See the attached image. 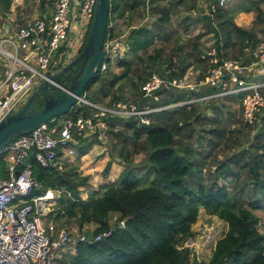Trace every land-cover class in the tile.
Masks as SVG:
<instances>
[{"label":"trees","instance_id":"trees-1","mask_svg":"<svg viewBox=\"0 0 264 264\" xmlns=\"http://www.w3.org/2000/svg\"><path fill=\"white\" fill-rule=\"evenodd\" d=\"M157 1L111 0L109 21L125 15L130 19L134 8L143 6L147 12L155 8L157 23L166 24L170 15L177 11V6L171 7L167 2L155 4ZM198 1L178 0L177 5L184 4L187 9H194ZM207 1L209 12L199 16L204 32L197 38L211 33L222 57H226L227 49L234 51L233 56L236 57L243 53L244 47H253L264 38L258 37V31L264 35V0H241L237 11L255 12L253 27L250 28L235 23L237 11L234 7L219 6L217 0ZM259 22L262 25L258 28ZM123 33L119 29L115 35ZM155 35L162 37L163 31L160 28L153 31L144 25L132 28L127 42L130 55L119 58L121 71L98 73L86 87V98L101 103L107 99L103 102L106 104L119 100L136 101L141 96L142 83L154 71L168 77L183 76L190 63L179 62L177 71L172 70V61L165 69L160 66L152 69L155 64L162 63L160 48L155 49V55H137L153 43ZM199 45L197 41L193 44V63L197 69H203V49ZM133 56L141 65L138 73ZM125 91L129 92L128 99ZM185 96V93L171 92L163 96L160 103L181 101ZM227 98L235 99V96L221 99ZM145 100L141 98L140 101L143 103ZM209 103L205 104L212 105L213 111L220 115L221 109ZM197 104L160 110L152 116L149 125L140 124L135 118H107L111 149L103 173L108 174L113 162L124 169L118 181L88 191L86 199L80 196L79 187L87 185L88 176L54 165L43 167L31 157L32 176L38 183L34 194H43L48 189L61 192L58 204L49 213V219L58 223L57 228L72 220L81 230L86 224L96 225L93 230H84L87 239L76 242L74 252L63 253L58 259L59 264H197V259L191 257V250L182 245L193 236L192 225L198 220L200 207L207 214L227 223V230L216 241L207 264H264V234L258 229L260 217L257 214L258 210L264 212V120L252 126L244 123L249 135L254 129L253 140L244 151L249 160L237 172L227 161L214 164V178L209 183L203 173L206 158L201 156L190 139L199 120L218 121L209 129H203L214 137H222L223 126L215 117L213 120L201 118L199 108L195 106ZM92 113L93 109L87 105L78 104L61 116H89ZM77 138L80 147L103 142L96 136L89 140L82 136ZM198 145L201 143L198 142ZM142 151H146V158L139 163H143L147 171L140 176L136 172L134 157ZM83 154L84 151H81L79 155ZM6 166L4 154L0 153V178L7 176ZM244 169L250 174L246 182L240 180L241 170ZM149 177H152L150 184L142 186V180ZM229 177L235 181L233 186L225 182ZM111 215L116 216L113 225L109 222ZM109 227L112 228L110 237L93 240L96 233Z\"/></svg>","mask_w":264,"mask_h":264},{"label":"built area","instance_id":"built-area-1","mask_svg":"<svg viewBox=\"0 0 264 264\" xmlns=\"http://www.w3.org/2000/svg\"><path fill=\"white\" fill-rule=\"evenodd\" d=\"M230 1L217 0V4L226 6ZM35 3L45 8L44 14L36 15L12 32L0 34V120L21 107L42 81H48L53 89L68 92L63 83L50 76L76 58L88 39L96 0H35ZM114 20H108L98 69L100 74L114 70L115 60L128 46L123 34L115 35L120 28L113 29ZM201 60L204 67L196 70L200 76L190 77L185 73L180 77H168L151 73L142 83L141 96L136 101L119 100L106 104L90 101L86 93L82 94L76 105H87L93 109L91 115L71 117L67 114L57 120L51 118L15 137L0 151L7 161V176L0 178V264H59L63 252L74 243L87 239L85 231L74 237L67 229H58L55 221L49 219L61 192L48 189L43 194H34L38 183L32 176L31 158L21 171L18 170L29 151L39 165L61 168V153L72 154L78 136L88 139L96 136L101 141L107 138L109 117L135 118L138 123L149 125L152 116L160 110L209 103L227 96H235L240 102L244 123H262L264 38L253 47H244L242 54L231 58L222 57V52L219 53L212 44L201 53ZM171 92L185 93V99L161 104L163 96ZM141 98L146 100L141 103ZM193 232L182 247L191 250V257L197 259V264H205L203 249L212 242L213 250L217 240L206 230ZM111 234L109 227L96 233L93 240L101 241Z\"/></svg>","mask_w":264,"mask_h":264},{"label":"rangeland","instance_id":"rangeland-1","mask_svg":"<svg viewBox=\"0 0 264 264\" xmlns=\"http://www.w3.org/2000/svg\"><path fill=\"white\" fill-rule=\"evenodd\" d=\"M6 1L7 0L3 1L2 3L3 10H5ZM177 1L178 0H159L155 2V4H164L167 2L170 4L171 7L177 6V11L170 15V21L166 24L159 25L157 23L158 13L155 8H151V10L149 9V11L147 12L146 8H144L143 6H138L134 8L130 19L126 15L125 17L119 16L112 22V27L113 29L120 28L124 32L123 36L126 42H128V33L132 28H136L142 25L148 27L149 29H152L153 31L155 29L160 28L163 31V36H153V43L149 45L145 51L140 50L137 55H155V49L160 48V62L162 63L155 64L152 69H155L158 66H160V68L165 69L168 63L172 61V70L177 71V64L183 61L184 63H190V66L188 67L185 73L189 74L191 77V75H197V68L194 66L193 63V44L196 41L200 43L199 47L200 49H203V51L207 50L208 47L212 44L215 45V37L211 33L204 34L202 37L197 38L199 34H202L204 32V26L203 23L200 21L201 17L199 16H202L205 13L209 12V1H198L194 9H187L184 4L177 5ZM246 1L248 2L250 0ZM240 2L241 0H231L226 6L229 8L234 7L236 9L235 11H237L239 6L241 5ZM35 10L36 3H34V0H25L24 14L21 9L19 10V12L22 14L21 16L28 17L25 18L26 20H30L34 16ZM241 15L242 14L237 13L238 22L247 23L248 26L246 28L253 27L252 21L255 19V12L251 11L250 15L248 16L251 19L247 16ZM245 20L248 22H246ZM241 23L237 25L245 27ZM257 24L258 25L256 27L259 28L262 25V22H259ZM165 35H167V37H165ZM258 37H264L263 33H260V31H258ZM128 50L129 45L125 47L124 52L115 60L114 67L116 68L112 70L113 72L119 73L121 71L118 59L122 56L130 55L129 52H127ZM233 52L234 51H232L231 49H227L226 57L224 58L234 57ZM132 60L135 64L136 73H138L141 70V65L139 64L136 56H133ZM191 72L193 73L191 74ZM71 73H73L72 70L69 72V74ZM200 75L201 74L197 76ZM66 79L67 76L64 75L56 78V80L60 83H64ZM117 93L119 94L120 92L118 91ZM124 95L126 96V99L129 98L128 91H125ZM96 97L99 98V95L96 94ZM105 101H107V99H105L103 102ZM209 102V104H211L212 102V104L218 106L221 109L220 115L213 111L212 105L208 106V104L200 103L195 106L199 108L201 118L207 117L208 119L212 120L216 118L217 120L222 122V137H214L211 133H207L203 130L209 129L210 127H212V125H216L215 123H218V121L212 123L211 120H199L196 123V129L193 131L190 140L192 141L196 149L199 151L201 156L206 158V165L204 166L203 173L205 175V178L207 179V182L210 183L214 178V173L212 172V170L214 169V164L221 163L222 161H227V164L231 168H233L235 172H237L238 168L249 160V156H247L244 151H246L245 148H247L248 144L253 140L252 134L254 133V129L250 131L249 135V132L244 128V122L241 118V104L237 100V98L215 99ZM38 103L42 105V100H38ZM117 126L121 127L122 124H118ZM241 130L242 132H240ZM110 140L111 137L107 134V138L104 140L105 142H94L96 143V148L86 151L88 155L85 158H81L82 156L79 157V148L76 145L73 148L74 152L72 154H69L71 160H64V156L63 158H61V160H63L61 161V163L63 164V166L61 167L62 169L64 168L66 170L77 171L81 176L89 177L87 185L79 187L81 189L80 196H82V198L84 199L87 198L88 191L98 189L101 185H104L105 183L118 181L119 174L124 169L122 165L113 162L108 174L104 175L103 173V168L108 159L110 158ZM198 142L201 143V145H198ZM145 158L146 151H142L134 157V161L137 165L136 172L140 176L144 175L147 171L144 164L139 163L142 159L145 160ZM78 160L82 161L77 162ZM236 161L237 163H235ZM82 165L84 166V168H81ZM241 173L242 175L240 177V180L245 182L248 181L250 174L248 173L247 169L241 170ZM150 178L152 177H149L144 181L142 180V186L149 185ZM225 182H228L229 184L232 183L233 186L235 181L233 178L229 177ZM257 214L260 217L258 229L264 234V212L262 210H258ZM115 221L116 216L111 215L109 218L110 224L113 225ZM55 224L56 226L58 225L56 221ZM95 226V224H86L81 230L79 229L78 225L72 220L69 223L63 225L61 228L67 229L74 237H77L82 234L84 230H93ZM192 228L196 234L200 231L206 230L211 234L215 235L216 240L222 237L227 230V226L224 221L219 219L217 216L207 214L202 207H200L198 220L195 224L192 225ZM75 248L76 243H74L69 250L63 253L69 251L74 252ZM211 248L212 242L207 244L203 249L202 257L203 262L205 264H207L206 262L211 255ZM61 252L62 250L60 251V253Z\"/></svg>","mask_w":264,"mask_h":264},{"label":"water","instance_id":"water-1","mask_svg":"<svg viewBox=\"0 0 264 264\" xmlns=\"http://www.w3.org/2000/svg\"><path fill=\"white\" fill-rule=\"evenodd\" d=\"M111 0H96L94 18L88 39L81 53L51 79L67 76L63 85L67 91L51 88L48 81H42L33 90L25 103L15 111L4 115L0 120V151L15 137L28 133L33 127L61 116L77 104V99L85 94L86 87L98 74L103 56V43L108 29ZM78 66V68H77ZM73 73L69 74L70 71ZM42 100V105L38 100ZM31 152L18 170L21 171Z\"/></svg>","mask_w":264,"mask_h":264},{"label":"crops","instance_id":"crops-1","mask_svg":"<svg viewBox=\"0 0 264 264\" xmlns=\"http://www.w3.org/2000/svg\"><path fill=\"white\" fill-rule=\"evenodd\" d=\"M3 1H5V0H0V34L4 33L5 31L12 32L19 25L24 24V23L29 21V20L25 19L28 17L21 16L22 14L19 12V10L21 9L23 11V14H24L25 0H7L6 5H5V10L2 9ZM34 3H35V0H34ZM44 11H45L44 7L36 5V10L34 11V16L30 20H32L36 15L39 16L40 14L41 15L44 14ZM237 13L242 14L241 16H247L248 17L250 15L251 11L236 12L235 17H234V21H235V23L237 22L236 24H239L241 22H238ZM247 17H245V18H247ZM248 18H250V17H248ZM246 22H248V21H246ZM241 24L244 25L245 27L248 26L247 23H241ZM78 142H79V140H78ZM84 144H85V141H84ZM76 146L79 148V154L81 153V151H84V154L81 155L82 157L80 155H79V157L85 158L88 155L86 153V151L91 150V149H95L96 143H93L91 146H88V147H85V146L80 147L79 143H77ZM61 154L62 155L60 157V161H63V160H61V158H63V156H64V160H71L70 155L66 154L65 152H62ZM79 161H82V160H78L77 162H79ZM62 166H63V164H62ZM81 168H84V166L82 165ZM225 224L227 226L226 222H225Z\"/></svg>","mask_w":264,"mask_h":264},{"label":"flooded vegetation","instance_id":"flooded-vegetation-1","mask_svg":"<svg viewBox=\"0 0 264 264\" xmlns=\"http://www.w3.org/2000/svg\"><path fill=\"white\" fill-rule=\"evenodd\" d=\"M77 68H78V66H77Z\"/></svg>","mask_w":264,"mask_h":264}]
</instances>
